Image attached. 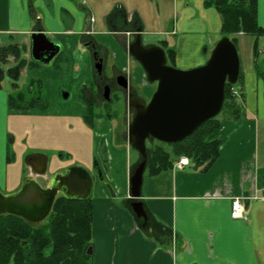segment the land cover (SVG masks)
<instances>
[{"label": "crops", "instance_id": "0c3cea01", "mask_svg": "<svg viewBox=\"0 0 264 264\" xmlns=\"http://www.w3.org/2000/svg\"><path fill=\"white\" fill-rule=\"evenodd\" d=\"M161 5L157 0H0V47L10 45L18 58L26 60L20 65L9 54L2 64L9 86L2 80L0 190L5 194L16 190L28 174L46 180L51 176L47 153L17 136L15 120L23 115L44 120L46 137L50 130L47 119L71 114L79 119L78 126L93 131L92 169L87 159L76 161L92 174L91 264H264V80L253 56L255 44L264 65V33L236 34L250 37L248 49L247 40L241 41L244 57L239 56L235 84L245 116L220 117L221 143L211 166L202 172L188 164L179 168L175 161L155 174L143 172L138 199L151 219L146 230L125 207V200L132 198L129 178L136 161L126 138L129 111L124 109L118 127L111 117L95 118L91 124L85 118L86 107L78 99V89L91 77L92 52L86 40L95 41L104 69L110 71L106 76L126 75L133 94L147 102L155 82L147 80L141 64L127 51L137 31L143 45L173 48V64L180 69L203 64L222 37L219 13L214 7H205L203 0H170L168 25ZM256 18L264 29V0H257ZM37 31L57 43L59 52L49 61L39 60L37 66L29 67L30 34ZM60 58L67 59L64 70L54 67ZM29 70L48 90V109H9L8 93L18 91L20 76L23 72L28 76ZM60 88L70 91L69 101H64ZM14 146H24L26 153L21 172L10 175L8 163L17 157ZM41 170L43 174H38ZM15 177L12 188L9 184ZM233 197L243 198L245 218L230 216Z\"/></svg>", "mask_w": 264, "mask_h": 264}, {"label": "water", "instance_id": "95a60500", "mask_svg": "<svg viewBox=\"0 0 264 264\" xmlns=\"http://www.w3.org/2000/svg\"><path fill=\"white\" fill-rule=\"evenodd\" d=\"M31 56L51 50L46 61L58 51V44L44 32H32ZM128 53L134 57L156 88L147 102L128 93L133 116L127 125L126 138L141 156L130 175V207L136 217L147 220L143 203L139 200L143 171L147 158L146 140L173 143L187 137L204 121L216 116L223 105L225 83H236L239 75V55L234 42L222 36L212 47L207 60L187 69L166 63L165 50L158 45H143L140 32L127 44ZM99 69V65L97 66ZM124 78V76H122ZM125 79V78H124ZM126 87V82L123 84ZM68 94H63L67 98ZM44 170L38 172L43 174ZM92 188V174L86 168L74 165L49 177L43 186L28 174L20 187L13 192L0 190V214H14L37 224L49 214L59 195L84 199ZM92 254V248L87 249Z\"/></svg>", "mask_w": 264, "mask_h": 264}, {"label": "trees", "instance_id": "16d2710c", "mask_svg": "<svg viewBox=\"0 0 264 264\" xmlns=\"http://www.w3.org/2000/svg\"><path fill=\"white\" fill-rule=\"evenodd\" d=\"M203 4L205 7H214L217 10L221 18L222 36L229 37L234 43V36L237 33L254 36L264 33L256 18L257 0H203ZM10 47L12 46L0 47V87L4 78L2 64L6 57L12 54L18 58V54ZM165 52L168 59L174 62V49L166 47ZM253 56L256 58L257 73L264 80V65L255 44ZM29 63V67L38 65V62L33 60ZM236 83H225L224 101L220 112L201 123L184 139L165 143L167 145H162L164 142L155 139H147L144 171L155 174L170 168L180 156L188 158L190 169L206 171L216 160L221 143L218 115L224 111L223 115L230 118L245 116L240 99L230 90V87H235ZM78 97L87 106L85 118L91 124L98 117V113L94 109L93 91L90 85L82 86ZM34 106L45 109L47 107L45 98L40 96L20 99L13 91L8 93L9 109L25 110ZM148 142L151 145L148 146ZM167 146L169 149L166 148ZM132 149L136 151L133 147ZM137 155L139 158L134 162L133 169L142 159L138 152ZM131 199L125 200V207L140 228L146 230L151 224L149 213L143 225V219L136 217L131 210L129 204ZM91 221L90 196L77 199L59 195L48 216L37 224H32L14 214H0V264H91V254H87V249L91 247Z\"/></svg>", "mask_w": 264, "mask_h": 264}, {"label": "rangeland", "instance_id": "374dc122", "mask_svg": "<svg viewBox=\"0 0 264 264\" xmlns=\"http://www.w3.org/2000/svg\"><path fill=\"white\" fill-rule=\"evenodd\" d=\"M157 2H160V5L162 4L161 10L163 12V16L165 19L164 24L168 25L169 23H167V20L169 17L170 0H157ZM234 37H235L234 44L236 45V47H238L237 49L238 55L239 56L241 55L243 58L244 52L242 49L241 41L247 40L246 47L248 49L249 47L248 38L250 37L241 36V35H235ZM242 37L244 39H240ZM54 63H56V65L54 66L56 69L64 70L66 63H67V59L66 58H60V60L56 59ZM166 63L173 67H176L173 64L174 62H171V60H169L168 58L166 59ZM176 68H179V67H176ZM30 71L31 70H29V74H27L28 76H26L25 72H23L22 75L20 76L18 80L19 88H18L17 93L20 91L19 92L20 94L22 95L25 94V90H24L25 85L27 84L29 85L30 84L29 82L33 79V76L30 73ZM106 73L110 74V71L106 70ZM92 81H95L93 68H91V77H90L89 83H91ZM3 84L5 87L9 86V77L7 75L3 79ZM152 85L154 87L156 85V82L152 83ZM66 88H60V91L67 92L68 98H64L66 99L64 101H69L72 95L70 94V91L67 90ZM41 92L45 100L47 101L48 90L43 84L41 86ZM100 99H101L100 96H98L97 101L101 104ZM48 106L46 109H48ZM101 110L109 112L111 114L113 124L118 127L121 122V118L124 112V102H123V97L121 96V94L116 93V96L112 97L110 104H108L107 107H104ZM223 114H224V111H222L218 115V117L223 116ZM60 118L61 119H58L57 117H53L51 119H47L48 120L47 123H48V126H50V130L47 129L46 137L43 136L45 134V132L43 131V126H44L45 121L41 120L40 118H37V117L28 118L27 116H24V115L19 116L15 120L14 126L17 130L16 133L19 138H21V136H23V138H27V141H29L32 145H35L36 148L41 149L40 150L41 152L47 153L48 158H49L48 172H50L51 175H53L55 173L54 171L57 169H65L70 166L77 165L76 161L79 159L80 160L87 159L88 163H90L89 167L90 169H92V162H93L92 154H93V146H94L92 129L86 125H84L85 126L84 128H82L81 126H78L80 124L79 119L73 117L71 114L60 115ZM57 119L60 120L59 124L54 122V121H57ZM36 127H38L37 128L38 132L35 131ZM48 132L51 133L50 137H49L50 134H48ZM35 136H39V138H35ZM16 143L17 142H15V145H17ZM147 145L149 146L151 145V143L148 142ZM162 145H167V144H165L164 142L162 143ZM15 147L16 146H14V148ZM166 148L169 149V146H167ZM15 151H16V156H17L16 159L8 163V171L10 175H14V173L16 172H21L19 167H21V165L24 164V155L26 153L24 152L25 151L24 146H17L15 148ZM99 152H100V155L103 157L104 150L102 149V146H100ZM60 153H63L62 157H60ZM132 155H133V158L134 157L136 158V160L139 158V156L137 155V152L134 150H132ZM179 158L176 161H178ZM38 180L41 181L40 183H42L44 186L47 185L45 184L47 181L46 179L42 177H38ZM15 181H16V177H15V180H12V184H9V186L13 188L16 183ZM16 190H12V192ZM142 224H143V221H142Z\"/></svg>", "mask_w": 264, "mask_h": 264}, {"label": "flooded vegetation", "instance_id": "af4514ba", "mask_svg": "<svg viewBox=\"0 0 264 264\" xmlns=\"http://www.w3.org/2000/svg\"><path fill=\"white\" fill-rule=\"evenodd\" d=\"M134 37L135 36H133V38H131L130 41L133 40ZM85 43L87 46L90 47L91 52H92V68H93V72L95 74V81H92L91 83H89L90 82L89 81L88 83L81 85L79 87V89L84 85H90V87L92 88L93 99H94V109L98 113L97 118L111 117V114L109 112L102 111L101 109L104 107H107V105L110 104L112 97H115L116 93L121 94V96L123 97V102H124V106H125L124 109H127L129 111L130 117L132 118L134 110L130 106V98L128 96V93L132 92L131 91L132 85L129 81V78L126 75H123L121 73H118V74L113 75V76H106V70L104 69L103 57L101 56L99 49H98L97 45L95 44V41H93V39H88L85 41ZM50 52H51V50H46L45 52L41 53L39 55V58H40L39 60L40 61H46ZM58 52H59V46H58L57 53ZM165 55H166V52H165ZM17 59H18V62L20 63V65H22V64L24 65V63L26 62V60L24 58L20 57ZM30 59H32L33 61H37V62L39 61V60L33 59L31 56V53H30ZM32 60H29L28 63ZM98 65L100 66L99 69L97 67ZM15 69L16 68H14L12 71H13V73L15 72V74L17 75V70H15ZM122 76H124L125 79ZM35 78H33L29 82L30 83L29 85L28 84L25 85V87H24L25 94L23 93L24 95L20 94L19 93L20 91L18 93H17V91L15 92V94L18 98H20V99L24 98V97L25 98H30V97L39 98L40 96L42 98H44V96L41 92L42 82L40 81V79H38V78L35 79ZM125 82L127 85L126 87L123 86V84H125ZM79 89H78V92H79ZM63 94H67V92H61L62 98H63ZM98 96H100V98H101L100 99L101 104L97 101ZM133 96H136V95L133 94ZM67 98H68V96H67ZM78 99H79V97H78ZM138 99L140 100V98H138ZM79 101L84 103L80 99H79ZM140 101H142V100H140ZM142 102H144V101H142ZM84 105H85L86 111H87V106L85 103H84ZM34 107H39V106H34ZM131 118H130V120H131ZM48 180H49V178L47 179L45 184H48Z\"/></svg>", "mask_w": 264, "mask_h": 264}, {"label": "built area", "instance_id": "2783aa9c", "mask_svg": "<svg viewBox=\"0 0 264 264\" xmlns=\"http://www.w3.org/2000/svg\"><path fill=\"white\" fill-rule=\"evenodd\" d=\"M230 90L233 94L237 95V90L235 89L234 86H231ZM176 164L180 168L183 165L188 164V158L185 156H181ZM230 216L233 218H245L246 217L245 216V204L243 202L242 197H233L231 199Z\"/></svg>", "mask_w": 264, "mask_h": 264}]
</instances>
